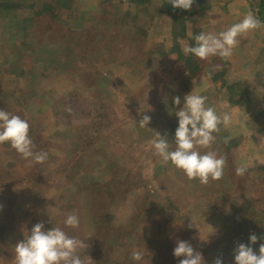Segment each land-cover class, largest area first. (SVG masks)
Wrapping results in <instances>:
<instances>
[{
	"label": "rangeland",
	"instance_id": "1",
	"mask_svg": "<svg viewBox=\"0 0 264 264\" xmlns=\"http://www.w3.org/2000/svg\"><path fill=\"white\" fill-rule=\"evenodd\" d=\"M206 1L211 9L189 23L190 35L197 28L219 33L260 11L259 0ZM5 9L18 23L31 15L33 22L17 28ZM130 10V0H77L72 13L56 8L34 22L27 3L0 0V110L27 120L34 151L48 153L38 164L0 144V264H15L16 244L41 222L45 231L61 227L85 240L89 264H174L177 240L206 252V264L218 257L235 264L241 243L259 255L264 239L249 238L264 237V27L242 39L230 60H200L193 90L218 113H236L211 149L227 160L224 177L201 185L170 162L162 165L149 143L155 132L174 143V113L184 103L173 97L184 74L175 55L150 53L156 43H171L165 24L158 22L147 40ZM214 71L223 73L217 81ZM228 85L248 92L245 104ZM144 115L149 129L132 126ZM243 165L247 171L237 175ZM70 213L79 216V228L64 225ZM163 214L174 220L166 230L171 240L152 230ZM210 226L216 231L205 243L199 236ZM134 249L145 253L141 262L131 259Z\"/></svg>",
	"mask_w": 264,
	"mask_h": 264
},
{
	"label": "clouds",
	"instance_id": "2",
	"mask_svg": "<svg viewBox=\"0 0 264 264\" xmlns=\"http://www.w3.org/2000/svg\"><path fill=\"white\" fill-rule=\"evenodd\" d=\"M168 2L173 8L190 11L196 0H168ZM261 27H264V24L260 19L252 12H248L242 20L232 24L226 30L219 33L201 32L195 35L193 37L195 45L185 44L182 51L185 56L191 54L200 60L219 57L228 61L241 40ZM195 83L196 81H193V89L197 87ZM207 99V96L194 90L186 94L183 107L174 113L178 117L174 143H170L166 135L161 136L155 131V137L149 142L155 154L160 157L162 165L166 166L170 162L189 180H198L201 185L223 179L227 160L225 156L218 155L211 149L216 141L215 134L221 131V125L229 128L236 123L235 111L218 113L215 107L206 104ZM173 103L179 106L180 97H173ZM169 114H172L171 110ZM150 120V116L144 115L139 123L133 120L132 126L148 128ZM29 131L30 125L27 120L19 115L0 110V144L8 143L23 158H31L36 163L43 164L48 159V153L34 151L35 145ZM230 139L231 137L225 138L224 143L227 144ZM261 142H264V138ZM200 149L208 150L202 153ZM247 169V165L237 167L236 174L243 176ZM64 225L72 229L79 228V216L75 213L68 214ZM215 231L212 228L205 238L199 236L200 240L209 242V236L215 234ZM249 239L251 244H256L258 239H264V237L258 238L257 235L252 234ZM88 247L85 240L68 235L61 227H53L45 231L44 224L41 222L35 224L31 233L16 244L15 264H89L92 259L85 255ZM144 255L143 251L134 249L131 252V259L141 262ZM173 255L178 258L183 257L179 264H206L202 253L194 250L186 241L177 240ZM234 259L235 264H264V243L259 246V255L251 246L239 244L234 249ZM214 264H222L221 258H216Z\"/></svg>",
	"mask_w": 264,
	"mask_h": 264
},
{
	"label": "trees",
	"instance_id": "3",
	"mask_svg": "<svg viewBox=\"0 0 264 264\" xmlns=\"http://www.w3.org/2000/svg\"><path fill=\"white\" fill-rule=\"evenodd\" d=\"M28 4V7L34 11V18H38L34 22H42L44 20V16L50 15L55 11L56 8H60L63 11H67L72 13L75 7L77 6V0H20ZM259 8L260 11L258 12V18L260 19L261 23L264 22V0H259ZM130 3L132 4V10H135V13H133L132 10H130L128 13L129 15H133V23L136 26L137 31L144 35V38L149 39L151 37L150 30L155 32V30L159 27V23L161 22L165 24V27L167 28L168 33H170V39L172 40L170 44H167V42L163 43H156L153 49L151 50V54H158L160 57L162 56L163 59L170 57L171 55H175L177 57L178 65L177 67L181 69L182 73L184 74V78L181 79L180 88L176 93V96L180 97L181 105L184 103V96L186 94H189L193 90V81L197 82V78L202 73V63L200 59L196 58L193 55L185 56L182 48L185 44L194 46L195 41L193 37L199 33L202 32L200 28H197L194 33L191 35L189 34V23L193 22L194 24L196 21L201 17L204 16L206 13H208L209 9H211V5L207 4L206 0H196V2L193 4L190 11L173 8V6L168 2V0H130ZM5 13H7L11 19L14 17L15 25L17 28L23 29L26 31V28L28 25L33 22L32 21V15L24 18L20 23H18V18L13 14L10 13L7 9L4 10ZM44 17V18H43ZM150 20L149 28L147 29L144 27V24L147 23V21ZM13 21V25H14ZM146 29V30H145ZM210 72V70L208 71ZM215 74V71H214ZM211 75L213 77L214 81H217L218 78L223 76V73H218L215 75ZM196 84V83H195ZM227 88L234 93V97L236 102L244 101L245 96L247 97L248 92L246 90L240 89L239 85H228ZM236 93V94H235ZM236 102H233L237 104ZM242 105L245 104L244 102H241ZM175 108H177L175 106ZM175 129L178 128V125L174 126ZM4 147L10 149V144L4 143ZM260 171L264 173V165H262L259 168ZM264 181V176H263ZM170 210H172L171 216L175 219H177V215H175L174 210L172 206H169ZM166 214H163L161 218L162 224H160V227H153L152 230L154 231V234L158 238H164L165 240H171L167 239L168 234L166 233V230L168 227H170L171 224H173L174 220H169L165 216ZM154 219H157V216H160V214L156 212V215H153ZM165 232V233H164ZM145 240L148 239V236L145 235ZM155 247V246H154ZM152 247V248H154ZM156 249V247H155ZM157 250V249H156ZM204 259L206 257V252L202 254ZM176 260H174V264H179V261L183 259V257H175ZM134 264L133 262H131Z\"/></svg>",
	"mask_w": 264,
	"mask_h": 264
}]
</instances>
